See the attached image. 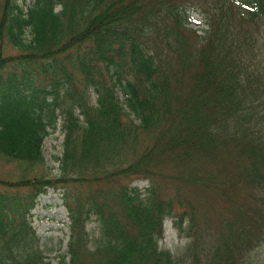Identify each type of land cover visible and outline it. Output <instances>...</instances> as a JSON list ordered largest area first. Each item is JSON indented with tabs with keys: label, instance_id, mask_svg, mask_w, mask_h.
<instances>
[{
	"label": "trees",
	"instance_id": "1",
	"mask_svg": "<svg viewBox=\"0 0 264 264\" xmlns=\"http://www.w3.org/2000/svg\"><path fill=\"white\" fill-rule=\"evenodd\" d=\"M0 158L18 167L0 179V264H50L32 212L52 188L70 222L60 264H253L264 0H0ZM168 219L188 240L176 254Z\"/></svg>",
	"mask_w": 264,
	"mask_h": 264
},
{
	"label": "rangeland",
	"instance_id": "2",
	"mask_svg": "<svg viewBox=\"0 0 264 264\" xmlns=\"http://www.w3.org/2000/svg\"><path fill=\"white\" fill-rule=\"evenodd\" d=\"M33 2L34 0H17V3L23 6H29ZM57 10H60V7L56 8ZM203 22L204 20L199 13L193 12L190 15V27L192 29L201 31L204 27ZM64 139L62 120H60L57 129L51 131L44 141L43 153L47 175L59 173L58 159L63 155ZM17 172L18 167L15 162L0 158V179H14L17 177ZM146 184L147 182L136 181L134 186L142 187ZM62 196L61 190L49 189L45 194L40 195L32 212V225L40 239V249L43 251L46 261L50 264L61 263V258L66 254L70 237L68 211L63 205ZM165 228V239L161 242V246L175 254L179 253L188 240L180 236L171 219L166 220ZM88 230L93 236L98 235L96 223L89 224ZM252 258L253 264H264V243L255 251Z\"/></svg>",
	"mask_w": 264,
	"mask_h": 264
}]
</instances>
